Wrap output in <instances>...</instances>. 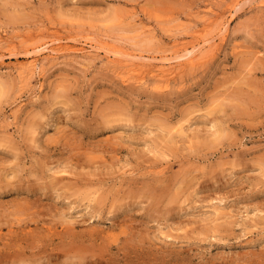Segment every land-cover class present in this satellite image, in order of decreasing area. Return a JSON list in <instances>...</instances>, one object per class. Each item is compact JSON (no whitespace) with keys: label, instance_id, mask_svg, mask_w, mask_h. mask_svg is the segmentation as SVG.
I'll return each instance as SVG.
<instances>
[{"label":"rangeland","instance_id":"obj_1","mask_svg":"<svg viewBox=\"0 0 264 264\" xmlns=\"http://www.w3.org/2000/svg\"><path fill=\"white\" fill-rule=\"evenodd\" d=\"M235 1L0 0V264H264V0ZM191 42L167 88L124 72Z\"/></svg>","mask_w":264,"mask_h":264},{"label":"bare ground","instance_id":"obj_2","mask_svg":"<svg viewBox=\"0 0 264 264\" xmlns=\"http://www.w3.org/2000/svg\"><path fill=\"white\" fill-rule=\"evenodd\" d=\"M237 1V0H236ZM235 1V3H236ZM238 5V4H237ZM234 6V5H233ZM234 8V7H233ZM238 8V7H236ZM217 16V15H216ZM210 24V23H209ZM228 25V24H227ZM226 25V23L224 24V32L226 33L228 26ZM222 29V30H223ZM223 32V31H222ZM222 35V34H221ZM222 39L223 35L221 36ZM183 43V42H182ZM177 44L174 48V51L176 53V57L174 60H164L161 61V64H153V63H146L144 61V59H142L143 57H140L142 60L139 61V63H133L131 62L130 64L127 63V65L123 64L124 67V72L125 74L128 75V77H132V78H136L138 80V83L140 82H144L147 78H146V74H152L153 77V83H156L157 86L159 88H167L173 81H174V77L176 75V71H177V66H174L173 64L178 63V66L182 67H191V66H196L202 59V49H201V45L200 43L198 45H196L197 43L195 42V44L191 43H187V44ZM206 44V43H205ZM200 45V47H199ZM204 45V44H203ZM213 45V44H212ZM47 51L49 53H66V52H83L84 48H77L74 45H64V44H58L56 46L53 47H45L43 49H39L38 51ZM127 55V54H126ZM129 55V54H128ZM128 55L126 56V58L128 57ZM206 55H208V53H206ZM131 57V58H130ZM133 56L128 57V59L131 61ZM136 60L139 59V57L137 56L134 57ZM133 58V59H134ZM146 58V57H145ZM127 59V61H128ZM148 59V58H147ZM140 60V59H139ZM146 60V59H145ZM149 60V59H148ZM151 60V59H150ZM149 60V61H150ZM154 60V59H153ZM205 60V59H204ZM126 61V62H127ZM133 61V60H132ZM151 62V61H150ZM159 62V61H158ZM176 62V63H175ZM203 63V61H201ZM201 64V63H200ZM177 65V64H176ZM179 67V68H180ZM19 70H22V72H28V73H35L37 70V60H35V58L33 60H31V62H29L27 65H20V67H18ZM180 70V69H179ZM147 71V72H146ZM123 72V73H124ZM146 73V74H145ZM127 77V78H128ZM131 78V79H132ZM146 78V79H145ZM136 81V80H135ZM137 82V81H136ZM147 82V80L145 81ZM218 218V217H217ZM217 220V219H216ZM70 229V228H69ZM105 232V231H104ZM137 233V232H136ZM135 233V234H136ZM101 234V233H100ZM102 235V234H101ZM107 236V235H106ZM110 237V236H109ZM91 238V237H90ZM98 238V237H97ZM132 238V237H131ZM133 238H135L133 236ZM140 238V237H139ZM136 239V238H135ZM66 242V241H65ZM132 242H135V240H132ZM138 241H136L137 244ZM140 242V241H139ZM93 244V243H91ZM90 244V246H91ZM135 244V243H134ZM135 244V246H136ZM139 245V244H138ZM93 247V246H92ZM98 247V246H97ZM96 247V248H97ZM94 248V247H93ZM91 249V248H90ZM100 249V248H99ZM65 254L69 253L66 251H64ZM70 256V255H69ZM65 257H67L65 255ZM71 258V257H69ZM171 263V262H170ZM172 264V263H171ZM220 264V263H218Z\"/></svg>","mask_w":264,"mask_h":264}]
</instances>
